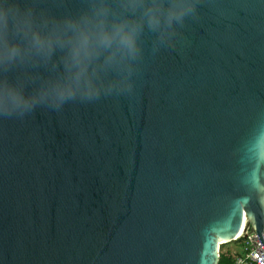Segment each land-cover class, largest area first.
Returning <instances> with one entry per match:
<instances>
[{
    "label": "water",
    "instance_id": "1",
    "mask_svg": "<svg viewBox=\"0 0 264 264\" xmlns=\"http://www.w3.org/2000/svg\"><path fill=\"white\" fill-rule=\"evenodd\" d=\"M21 3L60 40L101 6L129 11ZM192 3L169 42L144 27L125 67L82 37L78 59L44 38L0 69L57 99L0 112V264H218L222 245L262 239L264 0Z\"/></svg>",
    "mask_w": 264,
    "mask_h": 264
},
{
    "label": "clouds",
    "instance_id": "2",
    "mask_svg": "<svg viewBox=\"0 0 264 264\" xmlns=\"http://www.w3.org/2000/svg\"><path fill=\"white\" fill-rule=\"evenodd\" d=\"M122 6L129 10L123 16L109 18L101 6L96 14L71 21V31L60 40L41 30L35 13L24 7L21 0H0V61L11 63L25 42L36 47L44 38H48L50 46L62 43L65 59L72 61L81 56L80 40L87 37L89 55L100 63L125 67L138 55L139 34L144 27L154 30L159 43L165 44L170 41L174 25L194 10L192 0H144L142 4L127 0ZM55 87L50 84L37 92L26 93L23 86L0 82V112L11 114L41 103L55 105L57 99L52 94ZM67 98V95L59 96L58 101L62 103Z\"/></svg>",
    "mask_w": 264,
    "mask_h": 264
},
{
    "label": "built area",
    "instance_id": "3",
    "mask_svg": "<svg viewBox=\"0 0 264 264\" xmlns=\"http://www.w3.org/2000/svg\"><path fill=\"white\" fill-rule=\"evenodd\" d=\"M242 239L244 244L235 258V264H264V233L262 239L257 234Z\"/></svg>",
    "mask_w": 264,
    "mask_h": 264
},
{
    "label": "trees",
    "instance_id": "4",
    "mask_svg": "<svg viewBox=\"0 0 264 264\" xmlns=\"http://www.w3.org/2000/svg\"><path fill=\"white\" fill-rule=\"evenodd\" d=\"M235 243H237V245L239 246V248L237 250L233 251H222V247L225 245L221 246L220 249V259H219V263L218 264H235V258L236 256L239 254L240 252V248L241 246H243L244 244V239H239L237 241H234Z\"/></svg>",
    "mask_w": 264,
    "mask_h": 264
},
{
    "label": "snow or ice",
    "instance_id": "5",
    "mask_svg": "<svg viewBox=\"0 0 264 264\" xmlns=\"http://www.w3.org/2000/svg\"><path fill=\"white\" fill-rule=\"evenodd\" d=\"M122 3H126L127 0H121ZM136 2L138 4H142L144 2V0H136ZM3 61H0V69L3 68ZM0 82H5V83H8V84H15V85H18V86H23L21 84V82L14 78L13 76H11L8 72L6 71H0Z\"/></svg>",
    "mask_w": 264,
    "mask_h": 264
},
{
    "label": "rangeland",
    "instance_id": "6",
    "mask_svg": "<svg viewBox=\"0 0 264 264\" xmlns=\"http://www.w3.org/2000/svg\"><path fill=\"white\" fill-rule=\"evenodd\" d=\"M239 248V246L237 245V243H235L234 241L233 242H230V243H227L225 244L223 247H222V251H227V250H231V251H235Z\"/></svg>",
    "mask_w": 264,
    "mask_h": 264
}]
</instances>
